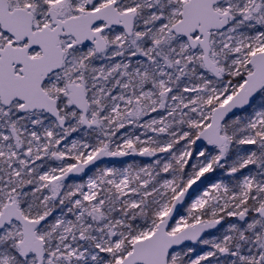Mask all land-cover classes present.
Returning <instances> with one entry per match:
<instances>
[{
    "label": "snow or ice",
    "instance_id": "6c2138e0",
    "mask_svg": "<svg viewBox=\"0 0 264 264\" xmlns=\"http://www.w3.org/2000/svg\"><path fill=\"white\" fill-rule=\"evenodd\" d=\"M0 264H264V0H0Z\"/></svg>",
    "mask_w": 264,
    "mask_h": 264
}]
</instances>
